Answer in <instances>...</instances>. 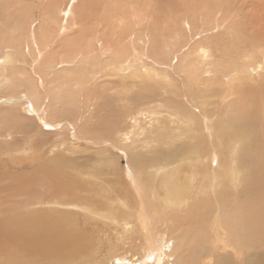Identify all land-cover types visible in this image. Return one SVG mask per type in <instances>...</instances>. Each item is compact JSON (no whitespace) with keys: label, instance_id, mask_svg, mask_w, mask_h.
<instances>
[{"label":"rangeland","instance_id":"374dc122","mask_svg":"<svg viewBox=\"0 0 264 264\" xmlns=\"http://www.w3.org/2000/svg\"><path fill=\"white\" fill-rule=\"evenodd\" d=\"M223 1L227 2L229 0ZM234 1L236 5H233V11L239 12L234 16L235 13L231 11L230 20L234 16L236 22L235 24H230L229 21L226 26L224 23L219 22L220 19L216 17L219 11L217 0H0V59L5 58L7 54L11 56L9 64L2 65L0 62L2 65L0 76L2 77L6 74L11 80L6 87H0V174L8 172L16 174L18 177L17 180H14L17 177H11L14 180L12 184L8 179L0 180V198H5L3 202L5 201L9 205L6 204L5 206L10 207V203L13 204L16 199L20 201L18 199L20 195H24L26 200L27 195H30L28 190L30 191L31 188L36 186L34 182L38 177L36 170L41 168L39 164L33 162L34 160L38 161L36 154H40L43 157L41 162L62 154L63 158L60 164L66 160L67 166L65 168L68 170L66 171L64 168V171L71 172L70 175L73 171L79 173L77 176L78 180L76 178L74 183L70 178L71 176L68 177L72 183L67 184L72 188L74 187L71 189V204L73 206L71 205L72 207L70 206L65 212L73 213L72 216L79 219L78 223L81 228L85 226L83 223L86 221L87 217L85 214L87 212H97L102 207L107 209V205H109L107 200L109 196L107 194L110 193V195L118 199L121 196L120 192L123 190V188H118L117 182L111 186L96 185V183H92L95 182V179L90 181L87 178L84 179L86 176L83 175H89L88 172L91 171L90 176H93L95 172L98 174L97 171L103 169L101 172H105L103 173L105 176H102L104 179L108 177L117 180L121 185H125V191L121 192L124 195L121 197L126 198L129 191L133 190L127 182L128 174L126 173V171H129L127 168L130 169V167L134 166L131 154L137 152V148L140 150V147H143L144 143L142 141L146 138L151 142L149 148L152 147L157 154H161V159H167L165 155L176 152L171 151V149L187 147L186 151L196 150L193 153L188 152L187 155L192 154L191 157L197 161L204 152L208 154L209 150L211 151L206 141L210 143V138H218L220 134L223 137L222 140L227 139L228 141L225 142V146L220 153L217 151L216 154L222 159L228 158L231 149L226 144L228 142L231 144V141L238 134V128L243 129L235 119L230 118L229 114H232L236 109L239 111L242 108H252L253 105H258L259 107H256L259 108L260 112L257 114L260 115L261 111H263L264 98V71H261L259 76H253L256 80L246 81V87L242 93L234 94L232 87L230 96L228 95L229 92L228 94L223 93L227 92L228 87L226 85L227 82L222 78V73L230 69L233 58L241 50L246 49L248 53L242 56L243 60L235 63L239 65L249 63L247 60L251 55L250 51H252L249 47H244L230 29L237 25L240 27V24L245 23L244 27H247L249 32L253 34L251 37L254 41H262L264 44V0ZM220 6L223 7L224 5L221 4ZM60 7L61 9H59ZM108 13L113 15V19L110 17L111 15L108 16ZM219 14H222L225 19L228 18L222 11ZM143 15L144 18L146 17L145 19L142 18ZM111 19L114 21L113 24ZM131 20L133 22H130ZM65 21L72 22L73 25L69 24L65 28L63 26ZM109 21L113 27L108 24ZM120 21L127 23L126 26H123ZM137 21L141 23L137 24ZM116 23L120 25H116ZM122 26L125 29L128 28L125 31L127 35L136 36L137 40H141V42H135V47L136 49L138 48L136 55L139 58L138 60L136 59L137 68L143 69V71L127 69L119 72L116 68L111 69V65H114L113 62H115L112 61L114 55L111 51L105 49L123 46L120 42H117L119 41L117 40L118 37L122 41V36L119 33ZM225 26L226 30H224ZM109 30H111V35ZM239 31L242 30L239 29ZM125 32L122 34L124 35ZM101 33H103L102 36ZM198 33L199 35L197 36ZM205 39L211 45V64L207 68L212 70V74L211 78L210 75L207 76L208 73L204 74L205 76L203 75V77H207L210 80L214 79L215 70L217 69V78L215 80L217 79L219 84L215 90L211 88L212 91L208 93L210 97L209 100H206V104L205 101L201 102L203 98L197 100L193 98V102L187 98L189 89L193 87L191 83L195 81L187 78V80L191 81L190 83L187 82L186 76L179 72L181 67L189 60L190 53L197 51L196 46L202 44L204 42L202 40ZM144 40L146 44H143L142 41ZM101 43L103 44L102 46ZM128 43L129 39L125 41V45L130 50L133 43H131L130 47ZM71 44L70 49L69 46ZM126 46H123V48ZM262 46L264 47V45ZM151 49L158 51L155 64L150 57L146 59L143 57L144 54H150ZM92 50L93 52L91 53L90 51ZM132 51L125 53L126 56L128 54L131 56ZM138 52L140 56L137 54ZM125 54H122L123 56L117 55L118 59L123 58L125 60L129 56L126 57ZM131 60L130 58L125 63L126 67H128ZM140 60H145V64L146 60H148L149 63L147 62L145 65ZM257 63H261V60L259 59ZM144 69L147 71L144 72ZM145 73L147 74L145 75ZM203 82L204 79L200 81V85ZM61 86L63 87L62 89ZM227 96L228 99L226 100ZM224 97L226 98L224 99ZM253 98H255L254 101H252ZM229 108L234 109L229 112ZM30 110L32 111L31 113L29 112ZM150 110L151 112H149ZM153 110L155 112H152ZM237 110L236 112H238ZM139 112H142V114L138 115ZM41 113H43V123L40 121ZM135 117L137 118V124L134 123L136 122ZM208 121L215 125L210 124ZM119 122L120 124H118ZM225 125H230L228 128L230 131L226 134L222 133V128ZM26 127H29V130L25 131L28 141L31 144H37V149H33L38 150L36 152L31 151L29 147L24 145L22 139L23 130ZM112 128L113 130L117 128V132L113 133ZM8 134L9 136H7ZM227 134L230 135L228 136ZM171 137L176 139L172 148H170L172 142L165 141ZM203 137L207 139L204 140ZM167 143L170 146H166ZM259 147L260 151H262L264 146L261 148L259 145ZM143 152L149 153L148 150ZM24 156L28 158H23ZM181 156L185 158L186 154H181ZM238 159H240L239 156ZM113 161L115 162L113 163ZM52 162L55 163L54 160ZM164 163L155 165L160 167L162 178L156 173L155 177L159 176V179H162L165 184V174L168 175L169 172L163 174L162 166L165 165ZM178 165L179 168L182 167L180 166L181 161H179ZM206 165L207 167L204 166V168H210L211 166L208 162ZM184 168L190 173L199 170L194 163L191 165L185 164ZM200 168L203 170L202 167ZM213 169L215 170L214 167ZM34 171L37 173H34ZM114 173L118 175L116 176ZM190 173L187 175H190ZM21 174L24 175L22 176ZM110 174H114V177L113 175L109 176ZM103 178L100 181H103ZM182 178V185L185 190H189L190 187L185 183L186 176ZM200 179L201 177L199 176L195 181L192 195L197 193L196 188ZM24 180L29 181V184H33V186L25 184ZM21 182L22 184L20 185ZM206 185L209 186V180L206 181ZM166 186L169 187V184L166 183ZM220 186V189H224L223 184ZM164 187L165 185L161 187L164 191L163 195L159 194L162 196H160L161 200L166 195L174 196L175 193L167 191L166 187ZM48 188L41 189L39 194L47 193ZM99 188H101L100 191H98ZM103 189L106 194L103 193ZM82 191H84V196L80 195L83 193ZM111 191L114 192L112 193ZM54 193L57 194V192H51L52 195ZM186 196L188 195L185 194ZM136 197V195L129 196L130 200H133L132 202H134V198L135 200L138 199ZM205 197L202 196L204 200L197 199L196 203H193L192 206L195 207L197 212L193 221L198 219L199 213L202 215L203 218H201L203 220L208 219L211 215V213L209 214V212H212L211 204L208 202L209 200L205 202L207 200V197ZM0 202L3 203L2 200ZM47 205L50 206L48 203ZM49 208L47 207L46 210L51 212L52 210ZM205 210L207 213L204 214ZM20 213L23 216L28 214L23 211H20ZM119 215L121 224L116 225V227L110 223L106 224L104 220L100 222L96 221V219H89L91 229L84 230L85 227L82 229V234H84L82 238L83 248L81 249L82 252L79 253L80 255H77V262L79 263L76 264H100V262L101 264H113V261L117 258H121L123 262L131 263L132 254L137 255V258H139L137 262H141V257L143 256L144 259L148 255L143 250L140 254L137 253L139 248L136 246H139L140 241L144 238L142 233L137 231L129 233L124 227L127 219L126 215L124 213ZM164 221V219L155 218V224L151 225L150 222V231L152 233L156 231L155 233L160 236L158 240L166 247H169L170 243L175 241V237H179V230H185L187 226H184L183 223L175 222L174 229L172 228V233H170L169 230L164 231ZM27 228H24L21 232L23 235L21 240L23 242L27 241L30 236ZM140 228L143 229L144 226L141 225ZM164 232L165 236H162ZM132 236L133 238L136 236V238L140 237L141 239H133L137 241L136 243L130 240ZM180 238L182 240L184 237L180 236ZM1 240V253L8 251L11 247L13 249V254L9 252V257L6 254L9 264H30L32 258L36 261V258L28 253L26 244L18 247L13 246L8 240L7 243L5 242L6 240H2L3 242ZM86 245L87 249L85 248ZM130 245L137 252H130ZM172 246L171 244L169 253L165 250L167 252L164 255L165 262H167L165 264H184L187 261L196 264L195 256L193 259L191 254L186 256L187 252L184 250L186 248L182 244H178L173 251ZM16 247L17 250L14 249ZM194 253L198 255L201 252L194 250ZM112 258L114 259L112 260ZM6 260L4 257L0 258V264H6ZM197 264H199V261Z\"/></svg>","mask_w":264,"mask_h":264},{"label":"bare ground","instance_id":"6f19581e","mask_svg":"<svg viewBox=\"0 0 264 264\" xmlns=\"http://www.w3.org/2000/svg\"><path fill=\"white\" fill-rule=\"evenodd\" d=\"M220 3L223 4L224 6L223 7L220 6L221 5ZM233 5H236V2L234 0H229L227 2H224L223 0L222 1L217 0V7H218L219 11L217 12L216 17H217V19H220L219 22H221L222 24L224 23L226 26L228 25L227 23L229 21H230V24L231 23L235 24V22H236V20L234 19V16L237 15V13L239 11H237V12L233 11V9H234ZM59 9H61V7ZM220 11H222L225 15H227L228 18L225 19V17H223L222 14L220 15L219 14ZM231 11L233 13H235L234 16L231 18L232 20H230V17H231L230 12ZM124 12H125V10H124ZM133 12H134V10H133ZM110 15L111 14H109L108 16H110ZM110 17L113 19V15H111ZM142 18H144V15ZM112 19H111V21H112ZM125 19H124V21H126ZM116 20L118 21L117 17H116ZM113 22L114 21H112V24H113ZM130 22H133V21L131 20ZM120 23L123 24V26H126V24H127V23L125 24V22H123V21H120ZM138 23H141V22L137 21V24ZM60 24H62V23H60ZM69 24L73 25L72 22L65 21L63 23V26L66 28V26H68ZM108 24H110V21ZM117 24L120 25L119 23H116V25ZM110 25H107V26H110ZM240 25H241L240 27H239V25H237L231 29H230V27H231L230 26L229 29L234 32V35L236 36V38L240 41V43L244 47H246V48L249 47L250 50H252V51H250L251 55L248 57V60H247V61H249V63H246V64L242 63L241 65L236 64L239 60H243L242 56H244L245 54L248 53L246 51V49L241 50L239 52V54L233 58V63H232V65H230V69H228L226 72L222 73V78L225 79V81L227 82L226 85L228 87L227 92H223V93L228 94V92H229V94H228L229 96L231 94V87L233 88L234 94H238V93L240 94L245 90L246 81L256 80L255 78H253V76H256V75L259 76L261 74V71H264V47L262 46V45H264L263 42L262 41H259V42L256 41L255 42L254 39L251 37V35H253V34H251V32H249L247 27H244L246 24L242 23ZM123 26L119 32L120 35L122 36V41L120 39H118L119 38L118 37L117 40H119V41H117V42H120L121 45L126 46L125 41L129 39V43H128L129 45L128 46L130 47L131 43H133L131 46L132 48L129 50V48H127V46L124 48H123V46L122 47L115 46L114 49L109 48V47H108V49H105V50L111 51V53L114 55L112 61H115V62H113L114 65H111V63H110V65L112 66L111 69L116 68L117 70H119V72L125 71L127 69H134L133 71H138V70L143 71V69L137 68L136 59L138 60L139 58H137V55H136L138 48L136 49V47H135V45H136L135 42L136 41L141 42V40H137L135 38L136 36L127 35L125 31L128 28L126 27L127 29H125V27H123ZM135 26H137V25H135ZM226 26H225L224 30H226ZM239 29H241L242 31H239ZM58 30H60V29H58ZM110 31L111 30H109V32ZM124 32L126 35L122 34ZM89 33H91V32L89 31ZM119 33H117V34H119ZM199 33H201V32H199ZM199 33L197 34V36L199 35ZM102 34L103 33H101V36H102ZM110 35H111V32H110ZM179 36H180V34H179ZM202 41H204L202 44L196 46L197 51L190 53L189 60L185 63V65L182 64L183 66L181 67L179 72H181V74H184L186 76V80L188 78L191 81H195V82L191 83V85L195 88L191 87L189 89L187 98L190 99L191 102H193V98L196 100L199 98H203V100H201V102L205 101V104H206V100H209V97H210L208 95V93L210 91H212V89L215 90L219 84L217 82L218 80L217 79L215 80V78H217V76H216V73L218 72L217 69L215 70L216 73H215L214 79L210 80L207 77H205V78L203 77L204 74L208 73L207 76L210 75V78H211L212 70L207 68L211 64V52H210L211 51V45H209L210 43L206 39L202 40ZM98 42H99V40H98ZM142 42H143V44H146L145 40ZM46 44H47V42H46ZM102 45L103 44L101 43V46ZM116 45H118V44L116 43ZM34 46H35V44H34ZM71 46H72V44L69 46L70 49H71ZM110 46H112V45L110 44ZM149 47H148V49H149ZM75 48H76V46H75ZM62 49H65V48H62ZM153 49H155V48H153ZM153 49H151L150 54H144L143 57L145 59L150 57L152 59L151 61H153L155 64L156 55H157L158 51H154ZM131 50H133L131 52L132 55L130 56L128 54L129 56L127 55L128 56L127 57L125 53H127L128 51H131ZM115 51H117V52H115ZM40 52H41V49H40ZM90 52L92 53L93 50ZM111 53H110V55H111ZM117 53H119V54H117ZM128 53H130V52H128ZM145 53H147V52H145ZM122 54H125V56L127 57L125 60H123V58L120 60L118 59V56H123ZM137 54H139V52ZM36 56H37V54H36ZM108 56H106V57H108ZM139 56H140V54H139ZM130 58L132 60L129 62L128 67H126L125 63ZM34 59H35V57H34ZM259 59L261 60V63H257ZM142 61H141L142 63L145 62V60H142ZM0 62L2 63V65L9 64L11 62V56L9 54H7L5 56V58L0 59ZM147 62H148V60H146V64H147ZM51 63H52V61H51ZM74 63H75V61H74ZM88 63H90V62H88ZM67 64H68V62H67ZM2 65L0 64L1 70H2ZM63 66H65V65H63ZM122 67H123V69H122ZM146 71L147 70L144 69V72H146ZM146 74L147 73H145V75ZM124 78H126V77H124ZM202 79H204V82L202 85H200V81ZM190 80H187V82L190 83L191 82ZM10 81H11L10 78L7 77L6 74L3 75L0 78V85H1L0 87H6L7 83ZM203 87L206 88L207 90L204 89ZM62 88L63 87L61 86V89ZM4 89H6V88H4ZM225 98L226 97H224V99ZM227 99H228V96H227L226 100ZM254 100H255V98L252 99V101H254ZM28 105H29V103H28ZM256 106H258V105H253L252 108L251 107L250 108H242L239 111L236 109L238 112H236V110H235L232 114H229L230 118L235 119V121L237 123H239L243 129L238 128L237 129L238 130L237 136L234 137V140L231 141V144H229L230 142H228V144H226V146H229L231 149L230 150V156L228 158L222 159L220 156H218L216 154L217 151H218V153H220L221 149H223V147L225 146V142L228 141L227 139L222 140L223 137L220 134H219L218 138H216V137H215V139L210 138L211 144L209 143V141H206L208 143L207 146L211 149V151L209 150L208 154H205V152H204V154L201 153L202 155L197 159V161L191 157L192 154L187 155L188 152L193 153L196 150L194 149L192 151H186L187 147L186 148L184 147V148L171 149V151H176V152L168 153L167 155H165V157H167V159H165V158L161 159V156H160L161 154H157V152H155L152 147L149 148V146L151 145V142L146 138L145 140L142 139L143 140L142 143H144L143 147H140V150L138 148H137V150L135 149L137 152H135L134 154H131L132 155L131 160L133 161L134 166L132 168L130 167V169L127 168V170H129V171H126V173L128 174L127 182L131 185L133 190L129 191V194L127 195L126 198L121 197L124 195V193H121V192H123L125 185L124 184L121 185L117 180H113V179L108 178V177H106L104 179L102 176H105V174L103 175V173H105V172H101L103 169L101 171L95 170V171H97L98 174H96V172H95L93 176H90V173H92L91 171L88 172L89 175H83V176H86V177H84V179L87 178L90 181L95 179V182H92V183H96V185L99 184L102 186H111L112 184H115L117 182V184L119 186L118 188L119 189L123 188V190L120 192L121 196L118 199H116L115 196L110 195V193L107 194L109 196V199H107L108 203H109V205H107V209L100 206V207H102L101 210H98L97 212H93V213L87 212L85 214L87 218H86V221L83 223V224H85L84 230H86L88 228L91 229L89 219H96V221H100V222L102 220H104V221H106L105 222L106 224L110 223L116 227V225L121 224V218H119L120 217L119 214L123 215V213H124L126 215L127 219L124 217L126 219L125 223H124L125 229L129 233H132V232L135 233V231H137L138 233H142V235L144 237L140 241V245L136 246L139 248V249L137 248L138 252L131 245H130L131 247H129L130 248L129 251L130 252L131 251L137 252L140 254L141 251L143 250L144 253L148 254V255L146 257H144V259L142 256L141 257L142 261L137 262V259H139V258H137V255L132 254L131 258H133V259H130L131 263H129L127 261L123 262L121 260V258H117L114 260L115 262H117V264H165L167 262H165V256L164 255H165V253H167V252L169 253V251H171V249H170L171 244L173 245L172 251L175 249V247L178 244H182L186 248L184 250L188 253V254L186 253V256H189L191 254L192 259L195 256L196 264L198 261H199V264H264V147H263L264 146V98H263V108H262L263 111H261L260 115L257 114L260 111H259V108H257ZM233 109L234 108H229V112H230V110H233ZM81 110H82V108H81ZM29 112L31 113L32 111L30 110ZM149 112H151V110ZM152 112H155V110H153ZM39 113H38V116H39ZM79 113H80V111H79ZM42 114L43 113H41V115ZM141 114H142V112L138 113V115H141ZM138 115H137V117L139 118ZM34 116H36V115H34ZM208 118H210V117H208ZM134 119H136V122H134V123L137 124L138 123L137 118L135 117ZM43 120H44V118L42 115V117H40V121L43 123ZM120 122H122V121H120ZM120 122L118 124H120ZM209 123L212 125H215V124L211 123V121ZM14 125H16V124H14ZM212 125H210V126L213 127ZM234 125H236V124H234ZM88 126H89V124H88ZM229 126L225 125L222 128V133L226 134L227 132H229L230 131L228 129ZM63 129H64V127H63ZM116 129L113 130V128H112L113 133L117 132ZM27 130H29V127H26L23 130L24 132H23V139L22 140L24 141V145L29 147V149L31 151L36 152L38 150H33V149L34 148L37 149V144H31L28 141L29 139H27L28 137H27V134L25 133V131H27ZM239 130H241V131H239ZM233 131H234V129H233ZM2 136H3V134H2ZM7 136H9V134ZM106 137H107V135H106ZM245 138H247V139L245 140ZM203 139L205 140L207 138L203 137ZM118 140H120V139H118ZM175 140H176L175 137H171L170 139L165 140V141H171L172 142V146H170L169 143H167L166 146L168 145V146H170V148H172L175 144L174 143ZM3 141H5V140L3 139ZM247 142H249L250 144ZM213 143H215V145H213ZM259 145L261 146V148L263 147L262 151H260L261 149H260ZM207 146H205V147H207ZM193 147H194V145H193ZM198 147H199V145H198ZM144 150H146V151L148 150L149 153L146 154L145 152H143ZM22 151H23V149H22ZM24 152H26V150H24ZM181 154H183V155L186 154V157L183 158L181 156ZM198 154H199V152H198ZM36 155H37L36 157H37L38 161L34 160L33 162H35L36 164H39L41 168H40V170H36L38 172L37 180L34 181L36 186L31 188L30 191L28 190V192H29L28 194H30V195H27L26 200H25L24 195H22V196L20 195V196H18V199L20 201H17V199H16L15 201H13V204L10 203V207H8L9 205L5 201L3 202V199H5V198H3V197L0 198V201L2 200V202H3V203L0 202V216H1V218H0V239H2L4 241L6 240L5 241L6 243L8 240V242L12 243L13 246L15 245L18 247L24 246L26 244V246H28L27 247L28 253L31 256H34L36 258V261L34 258H32L31 259L32 261L30 264H33V262H34V264H76V263H79V262H77V255L82 252L81 251V249L83 248L82 247L83 246L82 238L84 235V234H82L83 233L82 229L84 227L83 228L80 227V224L78 223L79 219L77 217L74 218L72 216L73 213H68V212L66 213L65 212L72 205L71 204L72 203V195H71L72 190L71 189H73L74 187L72 188L70 185H68V184L72 183L70 178L72 179V181L74 183L79 173L77 171L76 172L73 171V173L70 175L71 172H66V171H68L65 168L67 166L66 160L60 164V162L63 158L62 154L56 155L53 159H49L45 162H41V160H43V157L40 154H36ZM238 156L240 157V159H238ZM23 158H28V157L24 156ZM111 159H112V157H111ZM52 160H54V162L57 163L58 165L57 164L55 165V163H53ZM179 161H181V165H180V166H182L181 168H179V165H178ZM114 162L115 161H113V163ZM207 162H208V164H211L210 168H204V166L207 167V165H206ZM159 163L165 164L162 166L163 167V169H162L163 174L169 172L168 175L165 174V176H166L165 177V184H164V181H162V179L161 180L159 179V176H161L160 167L155 166L156 164H159ZM192 163H194L195 167L197 166L199 168V170L196 172H193L191 170L192 173H190L188 170H185L184 165L185 164L191 165ZM107 164H108V162H107ZM150 165L154 166V167H151ZM147 166H150L151 168L147 167ZM212 166L215 168V170L213 169ZM200 167H202L203 170H201ZM64 168L66 169V171H64ZM36 171H34V173H37ZM155 173L157 175H159V176H157V178L155 177V175H156ZM189 173H190V175H187ZM114 174L116 176L118 175L117 173H114ZM114 174H110L109 176L113 175V177H114ZM5 175H6V177H5ZM21 175L23 176L24 174H21ZM184 176H186L185 183L187 184L188 187H190L189 190H185L184 186L182 185V183H183L182 177H184ZM199 176L201 177V179L199 180L197 188H196L197 193H194L192 195L194 188H195V181L199 178ZM11 177H17V176H16V174H11L8 172L7 173L2 172L0 174V180L1 179H5V180L8 179L11 181V184L13 183L14 180L18 179V177H17L16 179L12 180ZM68 177H70V178H68ZM101 178H103L104 180L100 181ZM160 178H162V176ZM77 180H78V178H77ZM88 180H87V182H88ZM207 180H209V186L206 185ZM24 182H25V184L27 183V185L33 186V184H29V181H27V180L26 181L24 180ZM166 183L169 184V187L166 186ZM4 184H5V182H4ZM21 184H22V182L20 183V185ZM25 184H23V185H25ZM222 184L224 185V189L223 188L220 189V187H221L220 185H222ZM164 185H165L167 191H169L171 193H175V194H174V196L166 195L163 197L164 199L161 200L162 196L159 194H162L164 192L163 189L161 188ZM127 186H128V184H127ZM27 187L29 188V186H27ZM45 187H49L47 193L43 192V193L39 194L41 189L43 190V189H45ZM75 189H77V188H75ZM78 189H79V187H78ZM100 189L101 188H99L98 191H100ZM209 190H210V192H208ZM76 191H78V190H76ZM92 191H93V189H92ZM98 191L96 190V192H98ZM0 192H1V189H0ZM51 192H57L58 195L55 193H54V195H52ZM82 192L83 193L80 195L84 196V191H82ZM103 193H104V189H103ZM107 193H108V191H107ZM104 194H106V193H104ZM185 194H187L188 196L185 197ZM116 195H118V194H116ZM132 195L133 196L136 195L137 196L136 198H138L136 200L134 198V202H132L133 200H130V198H129V196L131 197ZM202 196H206L207 200H205V202L209 200L208 202L211 204L210 207L212 209V212H209V214L211 213V215L209 216V214H208V216H209L208 219L203 220L202 215L199 213V215L197 216L198 219L193 221V218L196 215L195 213H197V212L195 211V207H193L192 205H193V203H196L197 199H202ZM7 197H9V196H7ZM7 197H6V199H7ZM16 197H17V195H16ZM101 199H102V196H101ZM202 200H204V199H202ZM98 201H99V199H98ZM47 203L50 206H48ZM6 204L8 205L7 207L5 206ZM95 204H97V203H95ZM47 207L48 208L50 207L49 209L52 211L48 212L46 210ZM93 208H94V206H93ZM20 211L26 212L28 214L26 216H23V215H21ZM72 211H74V210H72ZM78 211H79V209H78ZM205 213H207L206 210H205L204 214ZM83 217H84V215H83ZM154 217L156 219H164L165 220L164 221V225H165L164 231L169 230L170 233H172V230L174 229L173 226H174L175 222L183 223L184 226L186 225L187 227L185 228V230H182V229L179 230V237L178 236L175 237V241H176V242L174 241L175 244L173 242V243H170V246L168 245L169 247H166L165 245L162 244V242H160L158 240V237H160L159 234L155 233L156 231H153V233L150 231V222H151V225L155 224V218ZM81 218H82V216H81ZM139 223L142 226H144L143 229L140 228L141 225ZM94 224H96V223H94ZM101 225H103V224H101ZM108 227H110V226H108ZM177 227H179V226H177ZM24 228H27L28 235H30L28 237L27 241H25V242H23L21 240V236L23 237L21 232L24 230ZM118 228H119V226H118ZM154 234H155V236L153 237ZM163 235L165 236V232L162 234V236ZM190 235H191V237H190ZM180 236H183L184 238L181 240ZM128 238H129V236H128ZM135 238H136V236H134V238L132 236V238L130 240H133ZM139 238H136V239H139ZM5 242H4V244H5ZM134 242L137 243V241H134ZM89 245H91V244H89ZM86 247H87V245L85 246V248ZM14 249L17 250V247ZM23 249H25V248H23ZM194 250L201 252V253L198 255H195ZM18 251H20V250H18ZM117 251H119V250H117ZM9 252L11 254H13L12 247L10 249H8V251H5L3 253H1V251H0V254L4 255V256L0 255V258L4 257V259L6 258L8 260V261L7 260L5 261L6 264H9V259L6 257V254H8V257L10 256ZM214 252H216V253H214ZM84 253H86V252H84ZM197 257H198V259H197ZM169 258H170V256H169ZM113 259L114 258H112V260ZM114 261H113V264H115ZM188 262L189 261L185 262L184 264H194L192 262H189V263ZM100 264H101V262H100Z\"/></svg>","mask_w":264,"mask_h":264}]
</instances>
